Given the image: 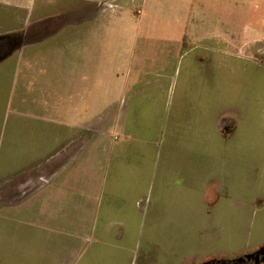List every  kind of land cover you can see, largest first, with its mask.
Wrapping results in <instances>:
<instances>
[{
  "label": "crops",
  "instance_id": "1",
  "mask_svg": "<svg viewBox=\"0 0 264 264\" xmlns=\"http://www.w3.org/2000/svg\"><path fill=\"white\" fill-rule=\"evenodd\" d=\"M205 1L0 0V264L264 247L260 39Z\"/></svg>",
  "mask_w": 264,
  "mask_h": 264
},
{
  "label": "rangeland",
  "instance_id": "2",
  "mask_svg": "<svg viewBox=\"0 0 264 264\" xmlns=\"http://www.w3.org/2000/svg\"><path fill=\"white\" fill-rule=\"evenodd\" d=\"M204 3H206L205 0ZM211 6L213 7V10L216 13L215 20H218V17L220 15H224V17L226 16V18L230 19L229 24L232 28L236 27V31L240 32V29L246 30V38H245L246 47L244 50L246 54L249 55L253 51V49H255L253 41L251 42V39L254 38L260 39L258 46H261V49L257 54L258 59H255V61H257V65H256L257 70L255 71H257L261 76L256 80L257 87L263 91L264 90V0H213ZM215 24H220V23L215 22ZM225 24L228 23L225 22ZM236 35H238V33ZM238 45L239 44H237V46ZM237 46L234 47L233 49H236ZM251 81L254 80H249L248 82ZM232 84H233V80H232ZM219 87H221V84L219 85V81H216V88ZM253 160L257 165L256 172H259V174H263L264 167L261 165L263 159L256 158ZM249 175H250L248 176L249 182H252L253 179L263 178L262 175H256V174H249ZM261 197L262 196L260 195L258 196V198ZM2 214L3 211H0V248L5 246V242H6L5 237L7 238L8 235H11V234H6L5 232L9 233L11 231H14L15 228L14 225L11 224L10 222L5 224L4 219L1 218ZM245 229L247 230V228ZM235 235L233 234L232 237L233 236L237 237ZM243 236L244 235H241L240 237ZM239 250H240L239 246H232L231 248V252L234 253L238 252ZM241 259H242L241 261L236 260L235 262L220 261L215 264H261L263 263L262 260L264 259V251L255 254L247 253L246 255L242 256Z\"/></svg>",
  "mask_w": 264,
  "mask_h": 264
},
{
  "label": "trees",
  "instance_id": "3",
  "mask_svg": "<svg viewBox=\"0 0 264 264\" xmlns=\"http://www.w3.org/2000/svg\"><path fill=\"white\" fill-rule=\"evenodd\" d=\"M261 251H264V247H262V248H260V249H258L256 252H254V253H252V254H255V253H258V252H261ZM242 257H240L239 259H237L238 261H241L242 259H241ZM236 261V260H235ZM234 261V262H235ZM263 262H264V259L262 260Z\"/></svg>",
  "mask_w": 264,
  "mask_h": 264
}]
</instances>
